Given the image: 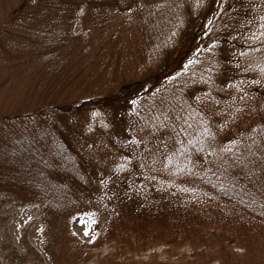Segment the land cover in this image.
Masks as SVG:
<instances>
[{
  "label": "trees",
  "instance_id": "1",
  "mask_svg": "<svg viewBox=\"0 0 264 264\" xmlns=\"http://www.w3.org/2000/svg\"><path fill=\"white\" fill-rule=\"evenodd\" d=\"M3 4L0 34L22 29L26 63L44 77L40 93L21 100L26 108L0 113V216H25L22 251L8 252L16 263H85L66 221L86 210L105 216L97 243L113 241L123 255L188 243L204 245L208 259L221 231L264 261V0ZM133 42L146 66L110 85ZM94 51L109 84L73 97ZM168 129L177 147L167 158L166 145L145 160L138 144L123 155L127 144L117 143Z\"/></svg>",
  "mask_w": 264,
  "mask_h": 264
},
{
  "label": "rangeland",
  "instance_id": "2",
  "mask_svg": "<svg viewBox=\"0 0 264 264\" xmlns=\"http://www.w3.org/2000/svg\"><path fill=\"white\" fill-rule=\"evenodd\" d=\"M18 4V0H4V4L7 8H11ZM3 12V11H2ZM1 8H0V14ZM23 17V16H22ZM123 16L116 17V23L118 26L122 24ZM113 23V22H112ZM19 35L15 33H2L0 34V113L11 110L15 107H24L21 100L28 94H37L41 90H38L44 79L42 72H38L37 68L30 67L26 61V56L32 53V48L29 42L26 40V35L22 29L19 28L17 31ZM13 42L8 45V42ZM108 52H111L109 45L104 46ZM128 53L121 52L119 57L120 60L117 63V68L113 73V77L110 78V85H115L118 82H125L132 80L140 75L141 70L147 64V54L142 52V49L135 42L128 46ZM99 54V53H98ZM97 51L93 53L85 54L83 60L86 67H91L94 57L97 55ZM94 65V63H93ZM85 72L90 74V77L86 78L81 82L78 88L79 92L75 93L73 97H77L79 93L86 90H93L97 87L96 91L108 85L109 82L104 74H99L104 70L101 65ZM91 71V70H90ZM99 75V77H98ZM42 85V84H41ZM49 86L50 83H47ZM51 86V85H50ZM41 88V87H40ZM65 93V92H64ZM221 101L224 99L221 98ZM26 108V107H24ZM87 122V119H86ZM221 132V130L219 131ZM216 133L217 130H216ZM218 138V136H217ZM92 139V138H91ZM121 141L124 143L121 146L127 144L124 153H132L134 145L138 144L139 151L144 153L145 160H152L158 155L156 149L161 145H166V155L173 154L177 147V138L172 134V131L166 130L160 134H157L152 140L147 141L146 136H139L129 138L121 136L117 138V143ZM132 142V144H130ZM153 142L152 144H150ZM217 142V140H216ZM132 149V150H131ZM127 155V154H126ZM135 159L139 160V165L143 163L142 158ZM159 160H164V157L159 156ZM148 167H151L153 163H146ZM126 210H132L130 206ZM25 216L20 212L14 210V208L5 211L0 216V261L1 264H18L14 259L9 256L8 252L11 249V244L16 247L18 251H22L21 239H20V226ZM67 227L74 238L81 240L83 244V251L85 263L83 264H107V260L110 264H219L221 261L228 260L229 264H264V261L257 263L256 258L249 256L244 248L240 247L235 239L234 235L220 234L217 233L218 245L211 243L209 249L212 252H217L211 255L210 258L204 259V245L197 249H194L193 245L185 243L180 248L168 247L165 244H157L150 248L141 251L136 254L123 255L124 252L118 245L113 241H105L104 243L98 244L97 236L104 229L105 216L98 212H89V210L82 211L80 214L72 215L67 218ZM65 227V226H64ZM30 241L36 245V225L30 229L29 232ZM202 252V253H201ZM201 253V254H199ZM134 258V259H132ZM264 260V259H263ZM141 262V263H138ZM225 262V261H224ZM225 264H227L225 262Z\"/></svg>",
  "mask_w": 264,
  "mask_h": 264
}]
</instances>
